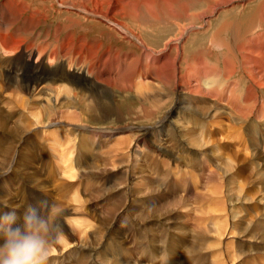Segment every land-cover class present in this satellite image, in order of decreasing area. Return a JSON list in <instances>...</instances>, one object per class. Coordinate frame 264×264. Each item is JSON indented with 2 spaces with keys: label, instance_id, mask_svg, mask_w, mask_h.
Wrapping results in <instances>:
<instances>
[{
  "label": "bare ground",
  "instance_id": "obj_1",
  "mask_svg": "<svg viewBox=\"0 0 264 264\" xmlns=\"http://www.w3.org/2000/svg\"><path fill=\"white\" fill-rule=\"evenodd\" d=\"M16 1L18 6L13 4V0H0V91L5 94V96L12 97L16 100L13 104V109L16 110L15 113H13L14 111H10L9 108L6 110V108L0 105V163L4 160V158H6V156L8 158V154L10 153V147L2 145V143L7 142L10 137L7 135L8 132L17 128L19 129V134H21L16 138L15 146L20 148V150H18L19 156L15 158L12 165H10L11 167L9 170H11V172H3L0 170V201L5 203L4 207H24L23 209H27L32 203L37 202L38 199H35L33 196H31V200L28 201L25 194L26 190L29 189L26 188L27 185L29 187H39L44 190L46 195H49V183L29 165L38 163V160L46 161L49 159L48 156L46 157V153L44 154L45 151L43 150H45V147L40 148L41 152L39 153V157L37 155V158H34V155H25V151L23 152L21 150L25 145L27 138L35 137L40 139V135H38V132L23 126V122L20 123L19 121L16 122H19L22 128L16 125L11 130L10 123H8V120L4 118V116H6L9 120H12L15 115L20 118L26 116L28 113L22 111L20 105L25 109H29L28 101H26L29 100V97H34V99L42 98L43 103L41 109L44 113L46 123H54L56 122L55 119H57L60 114H65L66 120L64 119L62 122L70 124L71 130L76 135L75 139L73 138L76 142V146L74 145L76 148H73L77 151V162L75 166L77 164H81L85 155V149L88 143L85 135L86 132H91L97 139L105 138L104 143L100 148V150L105 148L102 154L98 155L96 157V161L94 163L92 162L90 166L86 168L82 167L83 169L82 171L80 170L79 173L81 175L80 178H84L86 181L83 185V193H85L83 202L86 204L88 203L89 206L93 208L92 220L94 221L92 222L95 224L92 225L93 223L91 224V222L89 224L88 220L86 222L92 228L90 234H92L93 237H99L96 239L98 243L102 241L105 242L107 236L110 234L109 225L112 222H119L124 215V209L117 212L115 217L108 215L113 208V201L111 200L112 202L108 203L109 199H113L115 196L121 197L124 199H122L121 203L124 202L123 205H127L128 200L133 195V191L137 194L136 198H139V202L141 201V203L149 200L150 198L159 199L162 196L164 186H162L161 182L163 177L158 176V174L157 176H153L150 169L149 173L145 171L146 166L144 162H146L147 159L150 160V158L155 157L156 161L158 160L160 162L163 160L172 161H167L165 164L160 166L164 168L166 176H168L167 179L173 175L177 176L180 181H184L187 175L193 177V179H191L193 180V184L191 180L187 183L181 182V188L175 189L177 194L183 192V194L187 195L195 193L197 195L201 191L203 192L206 190V193H204L201 198H205V200L208 199L207 202L210 203V206H213L215 211H223L224 215L222 216H229V226L225 228L221 236H229V238L230 236L233 238L236 237L237 242L235 243L237 244V248L232 246L235 248L232 253L236 256L235 259L238 260H236L237 264H242L243 261L248 259L254 260L251 264H257V262L255 263V259H257L259 254H264V32H258L256 26L258 22L262 21L261 27L262 30H264V0H260L256 3L257 7L255 8V11L263 12H254L253 16L255 18L251 19L249 29L246 34L237 35L238 31L235 30L233 35L223 37L225 29L228 27L226 22H223L224 24H220V28L218 27L217 30L213 32L211 39L213 46L215 48L219 47L222 49L220 53L215 51L213 56L216 57L217 60H220L222 63L221 67L220 65H215L214 63H208L209 60L207 57L205 60V56L202 55V53H197L195 56L192 54V59H188L189 57H186V45H183V41L187 30L181 31V33H179V37L175 39H168L163 44H161L162 41L168 38H165V35L163 38L158 36L159 38L155 39L154 44H150L148 43L149 41H146L147 37L145 38L144 33V29H146V27L144 28L142 25V28L140 29H143V31H139V27L141 26L140 18L141 14H143L142 8H144V11L146 9L147 13H149L153 18H157L160 11L163 9L161 5L160 8L158 7L159 5L157 0H48L47 3L39 1L40 5L34 4L33 0ZM122 1H128L129 3H126L129 4V7H126V4ZM164 2L167 9H171L173 7L174 0H164ZM56 5L61 6L58 7ZM33 6L36 7L32 8ZM215 8L217 9V7ZM28 11L31 13H29L30 17H25ZM52 11H55L57 14H64V12H66L67 15H64V23L62 21V23L56 22L55 24H52V32L51 29L44 31V39L41 38V33H38V35L34 37L36 31L42 27L43 23H48L50 28L51 21L49 22V20L51 19L49 18H51ZM84 12L87 14H83ZM74 13L76 16H74ZM89 15L93 17H90ZM126 16H129L135 24L127 22L125 20L127 18ZM57 21H59V19ZM19 22H21L22 26L20 24V26H17V23ZM154 22L155 20H153V23L151 24H154ZM85 23L88 25L86 26ZM102 23L112 27L110 28L111 30H107V32H105L106 35L102 33L101 29L94 27L97 26L98 28H102V26H99ZM143 24L145 25V23ZM23 25L25 26V29L28 28L25 31H28V33L31 32L34 36L19 37L20 31L24 27ZM83 32L85 35H83ZM234 36H236L235 39L232 38ZM114 40L115 45L117 46L116 48L105 45V42H113ZM30 41H33L36 45L43 46L35 48L31 45V43H29ZM125 44L127 45V48L123 47ZM24 47L28 52L27 55H19L18 50ZM210 52L211 50L206 53L211 56V54H209ZM114 56H117L118 58L116 70H105L100 68L101 65L105 64L114 65ZM16 57L23 58L22 60L24 61V64L29 62V64L34 67V73L37 76L35 80H28L29 76L26 80V77L24 79L23 75L18 73V68L14 65ZM34 58H36L35 62ZM204 60L206 61V65L204 64ZM96 63L97 66L92 65H96ZM120 65H124L121 71L119 70ZM88 83H91L92 85L94 84V86H87ZM122 89L136 93L140 100L149 104L147 105L149 108L144 109V118H151V115L154 117L156 107L160 108L161 106V104L160 106L157 104L158 100L162 102L166 98H170L168 99V101L170 100L168 105L167 101L164 102V105L168 106V110L163 116L160 118L158 117V120L155 119L156 121L154 122L146 123L149 124V126H145L142 135L131 137L127 134V132L134 129V126H132L134 123L124 121L125 119L121 109H119V105L105 103L102 98V96L104 97L103 94L108 95L111 93L116 95L117 93L115 94V92H118L119 90L122 91ZM64 91H67V93H63ZM1 93L0 96L2 95ZM70 96L71 98H69ZM67 97L68 100L64 101ZM188 97L191 98V100L196 99L199 103H202L201 99L206 97V114L203 115L206 117V134L205 138L201 139L203 147L198 149L196 148V151L193 150V147L188 145L185 135L182 134V131H186V127L188 126L187 124L190 123L189 115L192 114L188 113L189 108L192 109L190 106L191 103L187 102ZM88 101H92L93 103L90 108L87 107ZM164 105L161 107H164ZM205 107H202V109ZM194 109L196 110L195 107ZM177 112L181 113V120L179 121L182 125H178L172 120L174 113ZM220 114H223V116L225 115L226 117L228 116L231 121V124L228 125H230L232 131L235 130V132L238 133L239 127H242V129L244 128L248 131L254 130L256 132V137L252 138V135H248V137L246 136L250 142V146L248 148L253 150V153L248 151H246L247 153L242 152V149L245 148V146L241 144L239 139L237 144L238 147H230V157L224 153L225 163L222 164L223 167H219L218 165L214 167L212 165L207 146H210L211 144L216 147L218 146L219 140L217 139V135L219 132L216 127L210 128L212 125L209 121L216 117L214 121L216 123L219 122L220 124L221 117H218ZM113 116L114 119L112 118ZM110 119L117 121V125H112L116 128L109 129L111 125L106 126L104 124L100 126H91L93 125L92 123H106ZM26 123L29 124L30 122L28 123V121H26ZM126 124H128V126L132 124L129 126L130 129L128 131L121 128ZM221 124L223 125L224 122ZM201 126H204V124H201ZM166 128H169L170 132L165 133ZM99 129H101V131H99ZM88 138L90 139V137ZM151 138L154 139V144L145 145L146 141ZM91 139H93V137ZM43 143L45 142L43 141ZM239 145L243 146V148H239ZM174 148L177 149L176 152ZM180 151H183L184 154L182 153V155L179 156ZM185 154L188 156L206 157V178L202 176L198 177V175H196V165L194 166L192 159L185 160ZM13 166H19L18 170L24 174L23 177L30 179V182L34 184H29L24 180L14 179L13 171L15 168H12ZM171 167L177 168V171H172ZM249 168H251V170L248 173H245L244 169ZM160 171H162V169ZM77 172L79 171L76 170L75 173ZM154 175L156 174L154 173ZM233 175H235V178L238 179L237 181L233 180L235 179L232 178ZM107 179L111 184H107ZM80 180L83 181L82 179ZM88 181L96 182L92 184L94 191L91 193H89L90 187L87 185ZM228 182H233L237 187L235 203L230 202L228 199L229 191L227 189L229 186L227 188L225 187L226 185L224 186V184ZM181 183L179 182L178 184L180 185ZM199 183H205L206 188L205 185H201ZM151 184H155L156 186L161 185V188L158 189L156 186ZM228 185H230V183ZM113 194L116 195L113 196ZM30 195H34V193ZM17 196H19L22 200H18L19 198H17ZM185 199L187 198L182 196V194L181 199H177L178 201H176V203L178 204V211L183 208H186L184 210L189 209V200L186 202ZM120 200L121 199H119V201ZM149 201L151 202V200ZM66 202L58 205L62 210L60 221L61 227H63L62 219L65 218L64 216L68 214V210H70V204ZM253 204L257 206H251ZM167 205L170 206V204ZM173 206L174 203L172 207ZM200 206L202 207V205ZM78 207L79 206H77V208ZM77 208L74 209L77 210ZM153 208H155V206ZM160 209L167 208L165 206L157 208L159 212ZM198 209L200 208L198 207ZM248 210H252L254 212L248 213ZM243 211L246 213H243ZM24 212L20 213L21 217ZM173 212H175V209L174 211L167 210L162 213L160 212L155 217H148L146 220L144 219V221L141 218L143 221L142 226L146 225L149 231L152 232L150 226L155 225L156 229H153L156 233L166 230H168L169 233L170 216H172ZM0 214L3 213L0 212ZM131 217L134 218L135 215H132ZM79 219L80 218H78V221ZM227 220L228 219H226V222ZM125 222L128 223L127 221ZM197 223L199 222L197 221ZM200 224L201 223H199V225ZM193 230L196 231L197 229ZM127 231L128 230L126 228L121 227L120 231L119 229L114 228L113 233L115 237L119 238L122 237V234L125 235ZM184 232L187 234L190 233L188 230H183V233ZM151 235L153 234L151 233ZM160 239H163V236ZM200 239L201 238L198 240V238L194 237V242H192L190 248L187 249L186 256L192 254L196 246L199 247V244L203 243V240H201V242ZM211 239L212 237L210 236V240ZM147 240H149L152 250L156 254L157 249L154 244L157 242V239L152 236L145 238V242L142 243L144 249H149ZM206 240L208 239L206 238ZM124 241L121 242V245L125 244ZM166 241L162 242L160 240L159 242L160 244H166ZM82 242L83 243L80 242L81 244L76 243V246L74 245L76 247L74 249V255H77L75 262H79L78 264H89L90 261L92 264H122L118 261L119 259L117 260L114 258L117 251L110 248V243L106 242L104 249L100 250L98 248L99 246L84 243V241ZM117 242L118 241L115 243L116 246L118 245ZM90 243L92 242L90 241ZM112 243H114V241L111 242V244ZM206 243L210 244V242ZM216 245L220 246V243ZM216 245L213 246V249L214 247H217ZM200 249H202L201 246ZM211 249L212 248L210 247L209 251H211ZM109 250L111 251L110 256H108ZM218 252H220V250ZM222 253L223 252L221 251L219 255ZM124 254L126 253L124 252ZM234 263L236 262L234 261ZM246 264H248L247 261Z\"/></svg>",
  "mask_w": 264,
  "mask_h": 264
},
{
  "label": "rangeland",
  "instance_id": "obj_2",
  "mask_svg": "<svg viewBox=\"0 0 264 264\" xmlns=\"http://www.w3.org/2000/svg\"><path fill=\"white\" fill-rule=\"evenodd\" d=\"M39 1L40 2L44 1V3L48 2V0H33V3L40 5ZM139 1H141V0H139ZM142 1H145V0H142ZM157 1H158V5H159L158 7L160 8V5H161V7L163 8L162 9L163 11L162 10L160 11L159 16L157 18H153L149 13H147L146 9H145V11H146L145 12L143 10L144 8H142L143 14H141V18H140L141 19L140 20L141 21V23H140L141 26L139 27V31H143V29L142 30L140 29V28H142V25H143L144 28L146 27V29H144L145 38L147 37L146 41L147 42L149 41L148 43H150V44H154L155 43V39L159 38L158 36L163 38L164 35H165V38L166 37H168V38L162 41L161 44H163L168 39H175V38L179 37V33H181V31H183V30L186 31L187 30L186 34H185L184 41H183V45L184 44L186 45L185 46L186 57H189L188 59H190V58L192 59L193 55L195 56V54L197 55V53H202V55L205 56L204 57L205 60H206V57L209 60L208 63H214L215 65H220V67L222 66V63L220 62L219 59L217 60V58L214 57L213 55H214L215 51L220 53V51L222 49L219 48V47L215 48L213 46V43L211 41L213 32L215 30H217L218 27L220 28V26H219L220 24H224L223 22H226L228 27L225 29L226 34L224 32L223 33V37H225L227 35L228 36L233 35L235 33V30L238 31L237 35L246 34L248 29H249V23H250L251 19L255 18L253 16L254 12H256V13H259V12L262 13L263 12V11H255V8L257 7L256 3H258V1H260V0H236V1L235 0H174L173 7L171 9L168 8L169 10L167 9L164 0H157ZM122 2L124 4H126V7H129V4H128L129 2L128 1H122ZM126 2H128V3H126ZM13 4L15 6H18V3H17L16 0H13ZM36 6H33L32 8H35ZM56 6L59 7L61 5H56ZM104 6H105V4H104ZM215 7H217V9ZM219 7H220V9H219ZM145 8H148V7H145ZM159 8H157V9H159ZM172 10L174 11V13H173ZM166 11H168V12H166ZM53 12H55V11L51 12V14H52L51 18H49V19H51V20H49V22L51 21L50 22V25H51L50 28H49V24L48 23L47 24L43 23L42 27H40V29L36 31V34L34 36L31 32L28 33V31H25L28 28L25 29V26L23 25L24 27L21 29V31L19 33V37H21V36H26V37L34 36V37H36V35H38V33L39 34L41 33V38H43L44 37L43 35L45 34L44 31H47L48 29H51V32H52V24H55L56 22L57 23H62V21L64 23V21H65L64 15H67V13L64 12V14L63 13L62 14H57L56 12L55 13H53ZM80 12H81V10H80ZM29 13L30 12L28 11L26 13L25 17H30L31 13L30 14ZM83 14H87V13L84 12ZM212 14H214V15H212ZM74 16H76L75 13H74ZM89 16L93 17L91 15H89ZM61 17H63L64 19L61 18ZM126 17L127 18L125 20L127 22H129L130 24H132V23L135 24L134 21L129 16H126ZM150 17H152V18H150ZM58 19H59V21H57ZM130 20L133 21V22H131ZM153 20H155V22H154V24H151V23H153ZM96 21H98V20H96ZM143 23H145V25ZM156 23H158V24H156ZM19 24L21 25V22L17 23V26H20ZM85 25L87 26L88 24L85 23ZM209 25H211V26H209ZM99 26H102V28H98L97 26H94V27L97 28V29H101L102 33L104 35H106L105 32H107V30H111L110 28H112L111 26H109L107 24L105 25L104 23L100 24ZM261 26H262V21L257 23L256 29L258 30V32H260V31L264 32V30H262ZM86 29H89V28H86ZM103 30H104V32H103ZM83 31H84V28H83ZM83 35H85L84 32H83ZM236 36H234L232 38L235 39ZM32 42L33 41H30L29 43H31V45L33 47H35V48L36 47L39 48V47L43 46V45H36L34 42L33 43ZM105 45L111 46V47H114V48L117 47L115 45V40L113 42H105ZM123 47L127 48V45L125 44ZM210 50H211V52L209 54H211V56L206 53L207 51H210ZM18 51H19L18 52L19 55H27V53H28L26 51L25 47L22 48V49H19ZM36 58H37V56H36ZM36 58H34V62H35ZM22 59L23 58H21V57H19V58L16 57L15 62H14V65H16V67L18 68V73L20 75H23L24 79L26 77V80L28 78H29L28 80H32V79L35 80L37 78V76L34 73V67L31 64H29V62L27 64H24V61ZM113 60H114V65L105 64V65H101L100 68L101 69H105V70H116L117 61H118L117 56H114ZM205 60H204V62H205L204 64L206 65V61ZM92 65L93 66H97V63H96V65L95 64H92ZM123 67H124V65H120L119 66V70L121 71L123 69ZM87 86H94V84L92 85L91 83H88ZM120 91L121 90H119L118 92H115V94L117 93L116 95H113L111 93H109L108 95L107 94H103L105 98L103 96H102V98H103V102H105V103H112L114 105H119L120 106L119 109H121L123 117L125 119L124 121L125 122L134 123V125L130 124V125L134 126L133 130H129L130 129L129 128L130 125L128 126V124L124 125V127H121L125 131L129 130L127 132V134L130 135L131 137L142 135L143 134V129L145 128V126H149V124H146V123L154 122V121H156L155 119L158 120V117L160 118L161 116H163L164 113L168 110V108H167L168 106H165L164 102L167 101V105H168L169 101H170V100L168 101V99H170V98H166L162 102H160L158 100L157 104H159V106H160V104H161V106L164 105V107H161V106H160V108L156 107V111H155L154 117L151 115V118H144L145 117L144 109H148L149 107L147 105H149V104L143 102L142 100H140V98L136 95V93H134L132 91L129 92V91L125 90V89H122L121 92ZM0 93H1V91H0ZM63 93L66 94L67 91H64ZM125 93L128 94V95H126ZM1 94L2 95L0 96V101H1L0 105L3 106L4 108H6V110L9 108L10 111H14L13 113H15L16 110L13 109V104L15 103L16 100H14L12 97L5 96V94H3V93H1ZM69 98H71V96ZM202 99H201L202 103H199L196 99L195 100H193V99L191 100V98L188 97L187 102L191 103L190 106L192 107L193 110H195L194 107L196 108V110L193 111L192 109L189 108L188 113H192L191 115H189L190 123L187 124L188 126L186 127V131H182V134L185 135V138H186V141H187L188 145L193 147L194 148L193 150H195V151L198 148L203 147L201 139H204L205 138V134H206V117L203 116V115L206 114V107H205L206 106V97L202 98ZM12 100H13V103H12ZM67 100H68V97L65 98L64 101H67ZM26 101H28L29 109H25L24 107H22L20 105V108H22L21 110L25 111L26 113H28L26 116L20 118L17 115H15L12 120H9L8 117H6V116H4V118L6 120H8V123H10V126L12 127V128L10 127L11 130L16 125L18 127L22 128L20 126V123L23 122L22 123L23 126L38 132V135H40V139L41 140L37 139L35 137L27 138V141H26L25 145L23 146V148L21 150L23 152L25 151L24 152L25 155H34V158H37V155L39 157V153L41 152L40 148L45 147L44 148L45 150H43V151H45L44 154L46 153V157L48 156L49 159L47 158L48 160H46V161L38 160V163H36V164L33 163V165L32 164H29V165L31 167H33L35 172L40 174L43 177V179L49 183V187H50L49 190H48L49 195H46V193L44 192L43 189H41L39 187H34V186H32L33 187L32 188V187H29L27 185L26 188H29L25 192V194L27 196V199H28V201H30L31 200V196H33L35 199H38L37 202H34V203L30 202V203H32L31 206H33V207H38L41 204V202H43V201H50V202H54L57 205H59L60 203H65L66 200H67L66 203L70 204L69 205V209L70 210H68L69 213L64 216L65 217L64 219H62V223H63L62 224V226H63L62 227L63 237H62V239L60 240V242L58 244L54 245V248H53L54 251H52V253H51L50 257H49V260H48L49 263H47V264H50V263L51 264H55V263L56 264H78L79 262L78 263L75 262V259H76L77 255L76 256L74 255V252H75L74 249L76 248L75 247L76 243L77 244L80 243V242L83 243L82 241H84V243L92 244L94 246L95 245L99 246L98 248L100 250L104 249V247L106 246V242L110 243L109 244L110 248H112V250H116L117 251V253L114 255V258L117 259V260L119 259L118 261H120L122 264L123 263L124 264H146V263L147 264H149V263H155V264H182V263L183 264H237L238 260L235 259L236 256L233 255V253H232V251L235 250L234 247H236V245H237L235 243V242H237L236 237L233 238L232 236H230V238H229V236H224V235L221 236L222 232L225 230V228H227L229 226V224H228V222L230 221L229 220V216L228 217L227 216H222V215H224L223 211H219V210L215 211L213 206H210V203L207 202L208 199L205 200V198L204 199L201 198L202 195H204V193H206V190H204L206 188V184L205 183H199L201 185H205V188L203 189L204 190L203 192L201 191L197 195H196V193L187 195V194H183V192H181L180 194L179 193L177 194L175 192V189L181 188L182 183H187L188 181L193 179V177L190 176V175H187L185 180H184L185 182L184 181H180L178 179V177L175 176V175H173V176L169 177V179H167L168 176H166L164 168H162L160 166L162 164H165L167 161L168 162H172V161L163 160V161L160 162L158 160L156 161L155 157L150 158V160L147 159L146 162H144V161L143 162L145 163V166H146L145 171L147 173H149V169H150L151 170V174L153 176H157V174H158V176H160V177L162 176L163 177V180H162L163 183L161 182L162 186H164L163 187L162 196L159 199L150 198L149 200H151V202L149 200H146V201L141 203V201L139 202L140 199L136 198L137 194L133 191V195L128 200V204H127L128 206H127V205H123L124 202L121 203L123 198L117 197V196H115L116 194H113V196H115V197L112 196L113 199L112 198L109 199V202H108V203H110V202L113 201L112 202L113 203V208H112V210L110 211V213L108 215L115 217L117 215V212H120L122 209H124V215H123V217L121 218V220L119 222H112L109 225L110 234L107 236V239L105 240V242L102 241V242L98 243V241L96 239L99 238V237L96 238V237H93L92 234H90L91 231H92V228H91V226L89 224H90V222L92 224L93 223L92 221H94V220H92L93 219V216H92L93 208L90 207L88 203L86 204V203L83 202L84 194H85V193H83L84 192L83 191V185L86 183V181H85L84 178H80L81 175L79 173H80V170L82 171L83 168H86V167L90 166L92 164V162L94 163L96 161V157L98 155L102 154V152H103V150L105 148L102 149V150H100V148L103 145L105 138H98L97 139V138H95V135H93L91 132H90L91 135H90L89 132H86L85 135L87 137V142L88 143H87V147L85 149V155L83 157V160H82L81 164L80 165L77 164L75 166V164L77 162V151H76V149H74V148H76L75 147L76 146V142L74 140L76 135L71 130L70 124H66V123L62 122V120L65 119L66 115L65 114H60L57 117V119H55L56 122L47 124L46 123V119H44V113H43V111L41 109L42 103H43L42 98L34 99V97H29V100H26ZM225 103H227V102H225ZM92 104H93L92 101H88L87 102V107L90 108L92 106ZM140 105H141V107H140ZM142 105H144V106H142ZM198 106H199V108H198ZM202 107H205V108L202 109ZM229 112H230V110H229ZM141 115H143V116H141ZM196 116H198V117H196ZM200 116H201V118H200ZM224 116H223V114L218 115V117H221L220 124H219V122L216 123L214 121V119L216 117H214L213 120L211 119L209 121V123L211 122L210 124L212 125V126H210V128L216 127L218 129V132H219L218 135H217V139L219 140L218 141V146L217 147L213 146V144H211L210 146H207L208 150H209V154H210V159H211L212 165L214 167L216 165H218L219 167H221V166L223 167L222 164L225 163V154H227L230 157V153H231V148L230 147L231 146H237V144L239 142V139L241 141V144H243L245 146V148H243V146L239 145V148H243L244 149V150L242 149V152L247 153L246 151H248L250 153H253L252 152L253 150L248 148L250 146V142L247 139V137H248V135H250V136L252 135L251 136L252 138L256 137V132L254 130L248 131V130H245L244 128L242 129V127H239L238 133L235 132V130L232 131L230 125H228V124H231L230 119L228 118V116L227 117L225 116L226 118ZM112 118L114 119V116ZM58 120H61V121H58ZM172 120L176 124L182 125L181 122L179 121V120H181V113H178V112L174 113V117H173ZM16 121H19L20 123L16 122ZM26 121H28V123L29 122L30 123L27 124ZM222 122H224L223 125L221 124ZM227 122H230V123H227ZM92 124L93 125H91V126H100V125H103V124L106 125V126H110L111 125V127H109V129H111V128H116L115 126H112V125H117V121H114V120L110 119L106 123H92ZM201 124H204V126H201ZM219 127H220V129H219ZM241 129H242V132H241ZM68 131H71V132H68ZM99 131H101V129H99ZM167 132H170L169 128L165 129V133H167ZM19 133H20L19 129L14 128L11 132H8V134H7L8 137L10 136L9 138L7 137L8 141L2 143L3 146H5V147L9 146L10 147V149H9L10 153L8 154V158L6 156V158H4V160H2V162L0 163V170L3 171V172H7V171L11 172V170H9V168L11 167L10 165H12L13 160L19 156L18 155V152H19L18 150H20V148H17L15 146L16 138L21 135ZM88 137H90V139ZM92 137H93V139H91ZM237 139H238V141H237ZM43 141L45 143H43ZM222 141H223V144H222ZM154 142H155L154 139L151 138V139H148L146 141L145 145H152V144H154ZM45 144H46V146H45ZM219 144H221V145H219ZM205 147H206V144H205ZM71 148H73V149H71ZM216 148H217V150H216ZM174 149H175V152H176L177 149L176 148H174ZM91 150H93V151H91ZM182 153H183V151H180L179 156L182 155ZM92 154H93L94 158L92 157ZM185 155H186L184 157L185 160H191L192 159L194 166L196 165L195 166L196 169H197L195 171L196 175H198V177L202 176V177L206 178V167H205L206 166V157L205 156H202V157L201 156H188L187 154H185ZM223 158H224V160H223ZM219 159H220V161H219ZM34 161H35V159H34ZM204 163H205V165H204ZM6 165H8V166H6ZM73 167H76V168H73ZM173 167H171V170L175 171L177 168H173ZM12 168H15V170L13 171L14 179H16V180L20 179V180H24L25 182H27L29 184H34V183L30 182L31 181L30 179L23 177L24 174H22V172H20L18 170L19 166L18 167H14L13 166ZM161 169H162V171H160ZM67 170H68V172H67ZM76 170H78L79 172L75 173ZM250 170H251V168L244 169V172L248 173ZM158 171H159V173H158ZM160 172H162V173H160ZM154 173L156 175H154ZM164 175H165V177H164ZM20 176H22V177H20ZM164 178H166V179H164ZM232 178H235V175H233ZM12 179H13V177H12ZM80 179H82L83 181H81ZM233 180L237 181L238 179L235 178ZM90 182L89 181L87 182L88 187H90L89 188V193L94 191V188H92V184L96 183L97 180H96V182L95 181H90ZM106 182H107V184H111L108 179L106 180ZM179 182L180 183L182 182V183L179 185L178 184ZM191 182L193 184V180H191ZM239 182H240V180H239ZM57 183H58V185H57ZM229 183H230V185L231 184L232 185L231 186L228 185ZM151 185L156 186L155 184H151ZM178 185H179V187H178ZM233 185H234L233 182H228V183L224 184V186L226 188L229 186L228 189H227L229 191L228 192L229 201L232 202V203H235L236 194H237V187H236V185H234V187H233ZM156 187L159 189V188H161V185H158ZM230 188H231L232 191L230 190ZM98 189H100V188H98ZM172 190H174V191H172ZM171 191H172V193H171ZM29 193L30 194L34 193V195H30ZM64 193H65V195H64ZM181 194H182V196H185L187 198V199H185L186 202H188V200H189V203H188L189 204V209L188 210H184L186 208H183L182 210H179V211L177 210L178 204L176 203V201L181 199ZM44 195H46V196H44ZM17 198H19V196H17ZM50 198H52V199H50ZM162 198H164V199H162ZM70 199H72V200H70ZM75 199H79V200H75ZM119 199H121V200L119 201ZM18 200H22V199L19 198ZM159 201L162 203V205H161V203ZM155 203H157V204H155ZM173 203H174V206L172 207ZM175 203H176V205H175ZM0 204H1L0 205V212L1 213L7 212L8 210H10V211L15 210L16 213H17V216L21 217L20 213H23L26 210V209H23L24 207L23 208L20 207L21 209L19 207H16V208L7 207L6 208V207H4L5 203L1 202V201H0ZM167 204H170V206H168ZM74 205H76V206H74ZM200 205H202V207ZM5 206H7V205H5ZM72 206H73V208H72ZM77 206H79V207L77 208ZM154 206H155V208H153ZM160 206H165L167 208V209H160L161 213L164 212V211H167V210L174 211V209H175V212L172 213L173 217L170 216L172 219L170 218V222H169V226H170L169 227V233H168V230H166L167 232L166 231H161V232L159 231V232L156 233V231H154V229H156L155 225L150 226V229L152 230V232L149 231V229L147 228L146 225L142 226V222L144 221V219L146 220L148 217H151V218L155 217L157 214L160 213L157 210V208L160 207ZM251 206H257V205L253 204ZM251 206H248V207H251ZM3 207H4V209H3ZM122 207H124V208H122ZM170 207H171V209H170ZM198 207L200 209H198ZM209 207L210 208L212 207V208L210 209ZM74 208H77V210L74 209ZM1 209H2V211H1ZM79 209H81V210H79ZM233 209H234V207H233ZM127 211H128V213H127ZM217 211L221 215H219ZM134 212L135 213L139 212L138 213L139 215L135 214ZM141 212H142V214H141ZM253 212L254 211H252V210H248V213H253ZM74 213H75V215H74ZM131 213H134V214H131ZM243 213H246V212L243 211ZM125 214H127V215H125ZM130 215L131 216L135 215V217L133 218ZM207 215L210 216V217H208ZM74 216H75V218H74ZM70 217L73 218V219H71ZM78 218H80L79 221H78ZM141 218L143 219V221H142ZM198 218H199V220H198ZM83 219H85V220H83ZM226 219H228L227 222H226ZM80 220H82V221H80ZM87 220L89 221V224H87V222H86ZM125 221H127L128 223H126ZM197 221L199 223H201V224L199 225V223H197ZM113 223H114V225H113ZM213 223H215V224H213ZM79 224H81V225H79ZM94 224L95 223H93L92 225H94ZM123 224H125V225H123ZM84 225H86V226H84ZM126 225H127V227H126ZM212 225L213 226L215 225L214 228H213ZM211 226H212V229H211ZM107 227H108V224H107ZM121 227L126 228L128 231L125 234L126 236L124 234H122V237H124V238H122V237L117 238V237H115V235L113 233L114 228H117L120 231ZM171 229H172V231H171ZM193 229H197L196 230L197 232L195 230H193ZM183 230L184 231L188 230V231H190V233L189 234H187L185 232L183 233ZM216 232H218V233H216ZM151 233L153 235H151ZM196 233H198V234H196ZM203 234H205V235H203ZM197 235H199V236H197ZM206 235L207 236L210 235L212 237V239L210 240V236L207 237ZM149 236H152L153 238L157 239L156 243H158V244H156V243L154 244L156 246L155 248L157 249L156 250V254L152 250V246L150 245L149 240H147L148 244H149V249H144L143 248L142 243H144L145 242V238H148ZM162 236H163V239H160V238H162ZM202 236H205V237H202ZM194 237L198 238V240H199V238H201L200 241L203 240V243L199 244L202 249H200V246L199 247L196 246V248H195L196 250L194 249V252L192 254H189V256H186V251H187L188 248H190L191 243L194 242ZM206 238L208 240H206ZM221 238H222L223 241L221 240ZM223 238L225 239V241H224ZM114 239L116 241H118V242L120 240L119 243L117 242V244H118L117 246L115 244L116 241ZM164 239H166L167 241L164 240ZM160 240L162 242L166 241L167 243L166 244L161 243L162 244L161 245L160 242H159ZM90 241L92 243H90ZM113 241H114V243L111 244V242H113ZM123 241L125 243L123 245L124 246L126 245L125 247L123 245H121V242H123ZM168 242H169V244H168ZM206 242H210V244L206 243ZM228 242H229V244H228ZM218 243H220L221 247L219 245H216ZM231 243H233V244H231ZM163 244L166 245V246H164ZM215 245L217 247H214V249H213V246H215ZM209 246L213 250L211 249V251H209L210 250ZM218 246L220 247V249H219ZM232 246H234V247H232ZM164 247L165 248L168 247V248L165 249ZM227 247H228V249H227ZM219 250H220V252L221 251L223 252L221 255H219L220 254V252H218ZM61 251H62V253H61ZM124 252L126 254H124ZM212 252L214 253V255H213ZM110 253H111V251L109 250V255L108 256L111 255ZM206 255H208V256H206ZM145 256H146V259H145ZM215 256H216V258H215ZM102 260L104 261L103 258H102ZM232 260H233V262H232ZM234 261L236 263H234ZM246 261L248 262V264H251L252 262H254L253 259H250V260L248 259V260L243 261L242 264H246ZM256 262H257V264H264V254H259L257 259H255V263ZM89 264H92V262L90 261Z\"/></svg>",
  "mask_w": 264,
  "mask_h": 264
},
{
  "label": "clouds",
  "instance_id": "obj_3",
  "mask_svg": "<svg viewBox=\"0 0 264 264\" xmlns=\"http://www.w3.org/2000/svg\"><path fill=\"white\" fill-rule=\"evenodd\" d=\"M61 208L43 201L22 217L15 210L0 214V264H47L63 237Z\"/></svg>",
  "mask_w": 264,
  "mask_h": 264
}]
</instances>
